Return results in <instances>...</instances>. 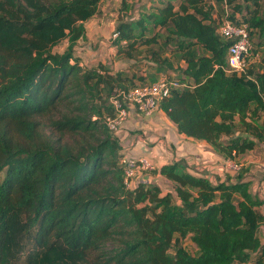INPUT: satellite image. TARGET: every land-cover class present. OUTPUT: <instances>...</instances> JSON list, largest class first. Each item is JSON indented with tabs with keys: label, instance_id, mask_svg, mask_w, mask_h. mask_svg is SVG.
<instances>
[{
	"label": "trees",
	"instance_id": "1",
	"mask_svg": "<svg viewBox=\"0 0 264 264\" xmlns=\"http://www.w3.org/2000/svg\"><path fill=\"white\" fill-rule=\"evenodd\" d=\"M101 1L0 0V264H264L262 202L244 168L212 182L172 163L152 172L172 191L129 189L106 125L111 98L164 79L174 86L157 111L179 134L224 160L252 150L264 0H148L136 19L119 14L111 46L147 59L139 75L73 56ZM226 21L251 43L240 73L226 61L234 40L217 31Z\"/></svg>",
	"mask_w": 264,
	"mask_h": 264
},
{
	"label": "crops",
	"instance_id": "2",
	"mask_svg": "<svg viewBox=\"0 0 264 264\" xmlns=\"http://www.w3.org/2000/svg\"><path fill=\"white\" fill-rule=\"evenodd\" d=\"M140 1L145 3L148 0ZM252 123L258 128L261 138L252 139L255 142L253 149L238 154L233 161L246 170L245 179L251 182L252 195L262 202L260 211L264 214V114H259ZM128 132L130 137L126 134L121 139V146L128 147L123 152L134 157L146 156L156 169L178 163L187 173L206 177L212 182L217 178L223 180L227 172L229 175L234 173L226 169L224 158L212 146L179 134L161 111L144 115L131 107L122 133ZM158 177H161L158 173L143 176L148 181ZM261 231L264 234V227Z\"/></svg>",
	"mask_w": 264,
	"mask_h": 264
},
{
	"label": "built area",
	"instance_id": "3",
	"mask_svg": "<svg viewBox=\"0 0 264 264\" xmlns=\"http://www.w3.org/2000/svg\"><path fill=\"white\" fill-rule=\"evenodd\" d=\"M218 33L234 41L230 45L227 54V65L229 72H242L246 66V58L251 49L246 30L231 24L223 22L218 27ZM116 34H113V38ZM174 84L167 83L160 79L151 85L129 90L120 94L119 98H111L110 102L115 109V115L106 119V125L112 133L118 132L128 117V108L132 107L144 115H151L157 111V101L168 96L169 86ZM122 164L124 165L123 184L125 187L132 189L137 184L147 185L150 182L143 176L152 173L155 170L154 164L146 156L133 157L123 154ZM226 169L236 172L240 165L231 160H225Z\"/></svg>",
	"mask_w": 264,
	"mask_h": 264
},
{
	"label": "rangeland",
	"instance_id": "4",
	"mask_svg": "<svg viewBox=\"0 0 264 264\" xmlns=\"http://www.w3.org/2000/svg\"><path fill=\"white\" fill-rule=\"evenodd\" d=\"M141 2L142 1L140 0H138V2H135V0H126L124 2L123 0H102L99 6V13L94 19H91L84 24V38L73 48V56L80 59L81 63L87 67H94L99 63H103L112 72H115L116 70H126L128 72H136L135 74L139 75L145 66H147L145 62L147 59H145L143 55L137 57L135 61L132 62L118 58L115 54V48L111 46V40L119 14L123 17L129 16L133 17V19L138 18L139 14L144 11V8H142L143 3ZM122 3L126 6V10H122ZM66 47L67 42L62 41L56 45L52 51L55 53H62ZM167 76L174 77L171 73H167ZM130 108L131 107H129L128 110ZM123 128L124 125L118 132L114 133V136L118 140L120 139V144H123V142L121 143V139L123 140L126 134L130 137L129 132L122 133ZM121 148L123 150L128 147L122 146ZM149 182V184H156L162 192L172 191V183L164 180L162 177L152 179ZM182 246L189 253H193L194 247L190 241L185 240L182 243Z\"/></svg>",
	"mask_w": 264,
	"mask_h": 264
}]
</instances>
